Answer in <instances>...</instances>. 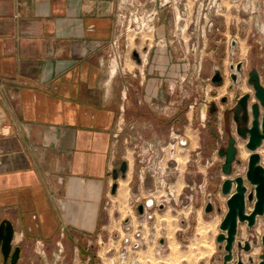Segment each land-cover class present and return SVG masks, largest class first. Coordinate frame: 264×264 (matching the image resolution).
<instances>
[{"label": "crops", "instance_id": "0c3cea01", "mask_svg": "<svg viewBox=\"0 0 264 264\" xmlns=\"http://www.w3.org/2000/svg\"><path fill=\"white\" fill-rule=\"evenodd\" d=\"M127 1L0 0V221L13 222L14 243H23L28 262H34L35 243L70 238L79 251L78 240L101 235L118 121L126 109L144 116L141 97L129 99L132 76L151 108L166 82L186 69L175 61L171 44L178 35L168 24L169 12L188 9V0H141L160 9L156 38L167 43L144 47L148 57L137 73L123 62V40L120 48L112 46ZM221 180L213 185L223 219L228 208Z\"/></svg>", "mask_w": 264, "mask_h": 264}, {"label": "rangeland", "instance_id": "374dc122", "mask_svg": "<svg viewBox=\"0 0 264 264\" xmlns=\"http://www.w3.org/2000/svg\"><path fill=\"white\" fill-rule=\"evenodd\" d=\"M136 2L154 7L146 1ZM188 3L191 5L188 9L183 7L179 11L169 12L168 24L170 32L178 35V39L171 44L177 52L175 61L186 63V69L166 82L168 87L159 105L154 104L150 108L144 100L145 93L140 91L138 77L132 76L135 83L132 82L129 87V99L137 100L139 97L140 100L141 97L138 109L144 116L141 118L135 110L131 112V109H126L125 119L118 121L115 137V150L118 153L110 172V195L104 204L108 213L106 227L98 231L101 232L100 236H86L78 240L81 243L78 245L79 251L74 250L77 244L70 238H66L62 244L35 243L30 252L34 260L31 264H62V261L63 264H120L119 252L126 237L141 241L139 255L142 264H155L158 238L167 240L164 247L167 264L223 263L226 251L223 244L216 240L221 232L223 212L218 207H221L222 200L211 183L213 175H217V179L223 175L218 165L221 158L216 151V139H213L209 121L204 127L203 119L204 116L209 119L210 104L219 101V97L227 91L226 88L217 89L210 79L222 53L217 54V47L225 45L226 65L250 56L255 60V65L264 64V0H188ZM198 5L203 7L198 9ZM156 9L159 14L160 9ZM158 14L154 29L149 30L145 26L139 33L134 23L126 31L129 25L127 14L125 32L121 38L125 50L122 59L123 62L126 59L135 73L141 64L133 55L135 51L145 59L148 55L146 57L144 47L155 48L157 41L160 49L167 43V40L160 42V37L156 38ZM221 38L223 41H220ZM234 39L240 41V49L231 46ZM114 61L119 66L120 61ZM154 115L164 122L157 123ZM175 119L180 121V125H174L173 129ZM178 126L183 131L177 130ZM184 137L189 140L186 146L177 141ZM203 143L208 146L212 144L215 151H208L206 155L197 154ZM240 143L243 145L242 141ZM261 151L264 155V148ZM248 153L250 151L243 147L241 154L244 159ZM174 159L177 160L175 164L178 169L172 167ZM125 161L127 169L123 172L121 166ZM237 174L245 175L244 165L236 164L232 176ZM114 185H117L115 191ZM248 187L249 190L254 189L250 183ZM211 192L214 193L215 209L207 213L205 207ZM149 199L155 201L154 205H146V211L140 213L138 205L147 204ZM161 204L166 206L160 208ZM253 206L254 203L249 202L248 211ZM137 232L142 235L137 236ZM263 235L264 216L258 217L254 227L244 222L238 230L237 240H249L252 248L240 253L236 245L234 263L240 253L247 264H259L264 253ZM16 241L23 245L18 238ZM250 257L254 260L252 263Z\"/></svg>", "mask_w": 264, "mask_h": 264}, {"label": "water", "instance_id": "95a60500", "mask_svg": "<svg viewBox=\"0 0 264 264\" xmlns=\"http://www.w3.org/2000/svg\"><path fill=\"white\" fill-rule=\"evenodd\" d=\"M133 55L138 59V52H134ZM250 81L254 84L256 101L252 103L250 110H244L247 113L249 123L245 126L243 137L246 139V147L250 150L251 156L249 157L248 169L246 174L237 175V177H231L233 173V163L236 161L237 146L235 145L236 139L234 137L230 140V146L227 150L220 152L222 158L224 157V163L222 166L223 175L227 178L222 183V193L226 196L227 212L220 223L221 232L217 235L216 240L220 244H224L226 251L223 259V264H246L240 255L235 260V247L250 251L252 245L251 242H241L237 240L239 224L247 222L249 227H254L259 216H264V165L261 163L262 157L258 153V149L264 146V85L261 83L259 74L254 71L251 75ZM236 77V75H235ZM217 80V77H214ZM239 105L242 108L247 107L246 97H243L239 101ZM216 106L215 102H212L210 109L214 111ZM127 162H123L121 170L123 172L127 169ZM116 176V174H115ZM248 183L253 185L254 189L249 190ZM114 185L113 190H116ZM210 197L208 204L205 207L206 212H212L215 209L214 203ZM152 201V204L149 202ZM249 202H253L254 206L251 211H248ZM154 200L149 199L147 201L148 206L154 205ZM138 207L140 213L145 212V204L141 203ZM163 208L165 205H159ZM15 235V225L13 222L5 218L1 221L0 225V253L7 257L12 249V241ZM164 242V240H161ZM262 243L264 245V235L262 236ZM19 247H17L18 251ZM250 262H253V258H249ZM259 264H264V253L261 254V260Z\"/></svg>", "mask_w": 264, "mask_h": 264}, {"label": "flooded vegetation", "instance_id": "af4514ba", "mask_svg": "<svg viewBox=\"0 0 264 264\" xmlns=\"http://www.w3.org/2000/svg\"><path fill=\"white\" fill-rule=\"evenodd\" d=\"M236 37H238V36H236ZM220 41H223V39L221 38ZM231 46L233 48L240 49L241 48L240 47V41L238 39H234L231 43ZM252 47L253 46L251 45L250 48H252ZM216 49H217L218 55L221 52L223 54L221 53L220 62L218 64V66H215L213 68V73H212L210 79L216 85L217 89L226 88L227 91L225 94H222L219 97V101L215 102L216 106L214 108V111H211L210 106L212 103L210 104V106H209L210 116H209V119H207V117L204 116L203 120L205 122H204L203 126L207 127V120H208L209 124L211 126V129L213 130L214 134L212 133V136H213L214 140L216 139V142H215L217 145L216 151L221 158V162L218 163L219 171H221L223 173L222 166L224 163V161H223L224 157L222 158V156L220 155V152H222V150L225 151L228 149V147L230 146V140L232 137H234L236 139L235 145L237 146V154H236V159H235L236 161H234V163H233V171L236 167V164H240L242 166L244 165L245 174H246V171L248 169L249 157L251 156V152L248 153V156L245 159L242 157L241 152H242L243 147L247 148L246 147L247 141H246V139H244L243 133H244L245 126L247 125V123H249L248 118L247 119L244 118L247 116V113L244 112V110H247V111H248V109L250 110L252 103H254L256 101L254 84L250 81V78H251L250 75L254 71H257L258 74L260 75L259 76L260 81L264 85V74H263L264 70H262L264 68V64L263 65L262 64L261 65H255L253 62V58L250 56V57L245 58V59H237L236 61H233V62L231 61L226 65L225 64V62H226V60H225V57H226L225 45L217 47ZM252 50H253V48H252ZM138 54H139L138 61H140V60H142V56H140V53H138ZM235 75H236V77H235ZM215 76L217 77V80H214ZM244 87H247V89H245ZM243 97H246V101H247V107L245 109L239 105V101ZM179 122L176 121V119L173 121V129L175 127L174 125H176V124L180 125ZM183 126H184V124H183ZM177 130L183 131L182 128L179 126L177 127ZM174 141L176 142V140H174ZM177 141H178V143H180L183 146H186L189 144V140L186 139L185 137L182 138L181 141L180 140H177ZM240 141H242L243 145H241ZM211 146H212V144L208 146L207 143H204V146L202 148H200V150L197 152V154L203 153L206 155L208 153V151L209 152L215 151L214 148H212ZM262 148H264V146H261L257 151H258V153H260L262 160H264L263 159L264 155L262 154V151H261ZM162 149H164V148H162ZM262 160H261V163L263 164ZM176 161L177 160L174 159L173 162H171V164H172V167H175L176 169H178V165L175 164ZM237 175L231 176V177H237ZM226 178H227V176H224V175L221 176V179H222L221 184H220L221 188H222V183ZM216 180H218V179H216V176L213 175L212 179H211V183L213 184L214 182H216ZM208 197L209 198L212 197L211 201L214 203V201H213L214 196H212L209 193ZM208 200H210V199H208ZM145 211H146V204H145ZM1 221H0V225H1ZM15 233H16V230H15ZM14 239H15V235H14V238L12 241V249H11L9 255L7 257H5L2 253H0V264H31L30 262L25 260V247L22 244H15ZM245 241H248V240H245ZM245 241H241V242H245ZM0 246H1V244H0ZM17 247H19L18 251H17ZM223 247H224V244H223ZM242 250L238 248V251L240 253L242 252ZM240 253L238 255H240V257L243 258L242 254H240ZM224 255H225V253H224ZM224 255H223V259H224ZM243 260H244V258H243ZM246 264H247V262H246Z\"/></svg>", "mask_w": 264, "mask_h": 264}, {"label": "built area", "instance_id": "2783aa9c", "mask_svg": "<svg viewBox=\"0 0 264 264\" xmlns=\"http://www.w3.org/2000/svg\"><path fill=\"white\" fill-rule=\"evenodd\" d=\"M216 1V0H215ZM214 2V1H213ZM119 33L116 38L112 41V46L114 49L120 48V38H122L124 34V27L127 14L129 15L128 24L126 27V31L130 28L133 23L136 28H138V33L143 30V27H147L149 30L154 29V21L158 14L156 7H148L142 2H136L135 0L127 1L123 8L119 10ZM254 36V34H253ZM113 58H117L118 54L113 52L111 55ZM119 57V56H118ZM166 200V199H164ZM160 204V203H159ZM137 236H141L140 232L136 233ZM125 244L121 248L119 252V261L120 264H142L141 257L139 255V249H141V241L138 239H132L130 237H126ZM156 262L155 264H167L165 257V249L164 245L160 242V238H158V246L156 247Z\"/></svg>", "mask_w": 264, "mask_h": 264}, {"label": "bare ground", "instance_id": "6f19581e", "mask_svg": "<svg viewBox=\"0 0 264 264\" xmlns=\"http://www.w3.org/2000/svg\"><path fill=\"white\" fill-rule=\"evenodd\" d=\"M245 152H246V151H245ZM262 153H263V151H262ZM149 203L152 204V201H150ZM203 228H205V227H203ZM176 251H177V249H176ZM174 252H175V251H174Z\"/></svg>", "mask_w": 264, "mask_h": 264}]
</instances>
